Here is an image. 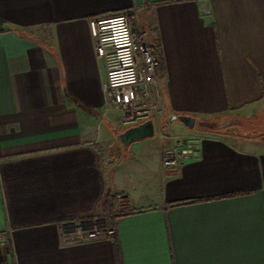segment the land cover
I'll list each match as a JSON object with an SVG mask.
<instances>
[{
    "label": "crops",
    "instance_id": "1",
    "mask_svg": "<svg viewBox=\"0 0 264 264\" xmlns=\"http://www.w3.org/2000/svg\"><path fill=\"white\" fill-rule=\"evenodd\" d=\"M122 13L161 58L160 121L264 105V0H0V264H117L114 237L119 264H264V138L176 121L167 134L201 141L168 169L172 140L122 147L117 115L102 117L89 20ZM106 194L131 210L113 225ZM97 215L112 236L60 241L61 224Z\"/></svg>",
    "mask_w": 264,
    "mask_h": 264
},
{
    "label": "built area",
    "instance_id": "2",
    "mask_svg": "<svg viewBox=\"0 0 264 264\" xmlns=\"http://www.w3.org/2000/svg\"><path fill=\"white\" fill-rule=\"evenodd\" d=\"M94 52L98 60L105 62V81L102 85V117L115 114L121 128L127 129L146 121L160 122V93L156 69V49L144 43L131 30V16H116L89 20ZM160 140H172L171 148L165 150L164 168H175L182 162L198 155L201 137L187 133L172 136L164 130L156 131ZM113 213L124 215L131 212L128 201L121 195L113 196ZM114 229L107 217L93 216L88 219L63 223L59 226L62 243H77L112 236ZM8 244V236L0 232V247Z\"/></svg>",
    "mask_w": 264,
    "mask_h": 264
},
{
    "label": "rangeland",
    "instance_id": "3",
    "mask_svg": "<svg viewBox=\"0 0 264 264\" xmlns=\"http://www.w3.org/2000/svg\"><path fill=\"white\" fill-rule=\"evenodd\" d=\"M166 122L167 121L164 120H161L160 122H155L156 131H158L159 129L164 130L165 126L168 125L166 124ZM103 127H107L106 121L103 123ZM211 127L214 128L213 130H215V133L212 134L227 137L232 141H236L239 138L263 139L264 105L262 106L259 112H254L250 115H246L243 114V112H239L220 116L219 118L214 119L213 124L211 125L203 124L199 121H196L195 128L192 131L194 133L203 134L205 132V129Z\"/></svg>",
    "mask_w": 264,
    "mask_h": 264
},
{
    "label": "water",
    "instance_id": "4",
    "mask_svg": "<svg viewBox=\"0 0 264 264\" xmlns=\"http://www.w3.org/2000/svg\"><path fill=\"white\" fill-rule=\"evenodd\" d=\"M179 122L183 127L192 130L195 128L196 120L189 115L170 114L166 124ZM155 126L152 121L143 122L137 126L124 129L117 133L116 139L122 147H128L132 143L154 137Z\"/></svg>",
    "mask_w": 264,
    "mask_h": 264
},
{
    "label": "trees",
    "instance_id": "5",
    "mask_svg": "<svg viewBox=\"0 0 264 264\" xmlns=\"http://www.w3.org/2000/svg\"><path fill=\"white\" fill-rule=\"evenodd\" d=\"M157 56V60H158V67L156 69V73L157 70L161 67V58L159 57V53H156ZM220 117V116H219ZM217 117V118H219ZM216 119V118H215ZM214 119L212 118H204V119H200L199 122L203 123V124H213ZM214 128H208L205 129V132H209V133H215V130H213ZM125 198V197H124ZM113 201H114V197L110 196L109 194H106V196L104 197V202H103V209L105 211V213L107 214L110 222L114 223L115 219L118 218L121 215H115L113 213ZM113 248H114V256H115V260L116 263L119 264V260H120V256H119V250H118V243L116 238L114 237V242H113Z\"/></svg>",
    "mask_w": 264,
    "mask_h": 264
}]
</instances>
